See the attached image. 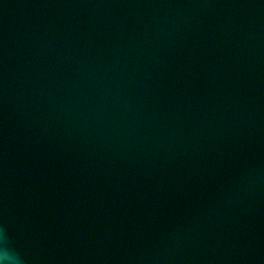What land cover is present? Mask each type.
I'll use <instances>...</instances> for the list:
<instances>
[{"label":"water","instance_id":"obj_1","mask_svg":"<svg viewBox=\"0 0 264 264\" xmlns=\"http://www.w3.org/2000/svg\"><path fill=\"white\" fill-rule=\"evenodd\" d=\"M0 228L23 264H264V0H0Z\"/></svg>","mask_w":264,"mask_h":264},{"label":"clouds","instance_id":"obj_2","mask_svg":"<svg viewBox=\"0 0 264 264\" xmlns=\"http://www.w3.org/2000/svg\"><path fill=\"white\" fill-rule=\"evenodd\" d=\"M7 236L0 228V264H23L21 257L7 246Z\"/></svg>","mask_w":264,"mask_h":264}]
</instances>
